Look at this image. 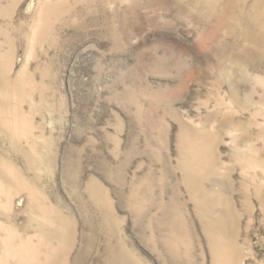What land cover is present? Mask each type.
Instances as JSON below:
<instances>
[{"label":"rangeland","instance_id":"obj_1","mask_svg":"<svg viewBox=\"0 0 264 264\" xmlns=\"http://www.w3.org/2000/svg\"><path fill=\"white\" fill-rule=\"evenodd\" d=\"M0 264H264V0H0Z\"/></svg>","mask_w":264,"mask_h":264}]
</instances>
